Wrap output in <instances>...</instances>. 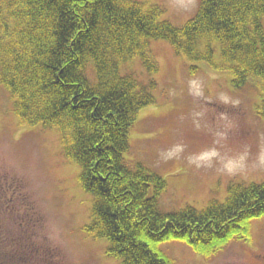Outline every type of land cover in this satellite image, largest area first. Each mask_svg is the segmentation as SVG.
<instances>
[{
    "label": "trees",
    "instance_id": "1",
    "mask_svg": "<svg viewBox=\"0 0 264 264\" xmlns=\"http://www.w3.org/2000/svg\"><path fill=\"white\" fill-rule=\"evenodd\" d=\"M161 16L159 5L136 0H0V85L21 124L58 131L93 197L85 229L105 239L107 256L121 264H174L158 249L172 240L205 257L216 254L250 237L251 220L264 216V182H233L222 202L162 212L166 182L124 158L139 112L154 104L156 83L120 73L136 58L156 73L150 41H167L191 64L228 74L235 91L256 89L264 122V0H199L180 27Z\"/></svg>",
    "mask_w": 264,
    "mask_h": 264
},
{
    "label": "rangeland",
    "instance_id": "2",
    "mask_svg": "<svg viewBox=\"0 0 264 264\" xmlns=\"http://www.w3.org/2000/svg\"><path fill=\"white\" fill-rule=\"evenodd\" d=\"M162 9L161 20L180 27L199 0H136ZM215 47V60H220ZM159 70L148 74L139 58L120 68L154 81V104L139 112L129 132L128 162H138L166 182L162 212L222 202L236 182H264V122L256 114L259 92L235 91L230 76L191 64L164 40H151ZM192 67H197L193 74ZM91 61L86 68L90 78ZM95 77L91 83H95ZM80 167L66 158L58 131L21 124L0 85V264H121L108 243L88 234L93 197L79 182ZM4 203V204H3ZM251 236L231 240L216 254H198L184 242L158 247L174 264H264V216L250 222ZM26 240V242H22ZM9 260V261H8Z\"/></svg>",
    "mask_w": 264,
    "mask_h": 264
},
{
    "label": "flooded vegetation",
    "instance_id": "3",
    "mask_svg": "<svg viewBox=\"0 0 264 264\" xmlns=\"http://www.w3.org/2000/svg\"><path fill=\"white\" fill-rule=\"evenodd\" d=\"M4 203H5V205H4L3 207H0V210L3 209L4 211H5V210L8 211V210H9V208H8V207H9V206H8V203H7L6 201H5ZM4 203H3V204H4ZM22 242H26V243H28L26 240H23Z\"/></svg>",
    "mask_w": 264,
    "mask_h": 264
}]
</instances>
